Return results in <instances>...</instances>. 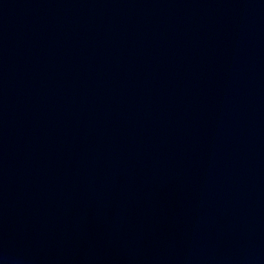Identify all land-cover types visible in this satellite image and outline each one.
<instances>
[{
  "label": "water",
  "instance_id": "95a60500",
  "mask_svg": "<svg viewBox=\"0 0 264 264\" xmlns=\"http://www.w3.org/2000/svg\"><path fill=\"white\" fill-rule=\"evenodd\" d=\"M0 264H264V0H0Z\"/></svg>",
  "mask_w": 264,
  "mask_h": 264
}]
</instances>
